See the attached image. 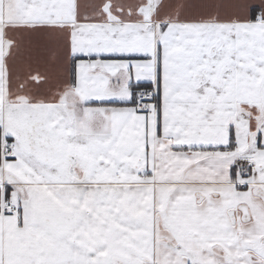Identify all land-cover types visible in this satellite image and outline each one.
<instances>
[{
    "label": "snow or ice",
    "instance_id": "snow-or-ice-1",
    "mask_svg": "<svg viewBox=\"0 0 264 264\" xmlns=\"http://www.w3.org/2000/svg\"><path fill=\"white\" fill-rule=\"evenodd\" d=\"M0 264H264V0H0Z\"/></svg>",
    "mask_w": 264,
    "mask_h": 264
}]
</instances>
